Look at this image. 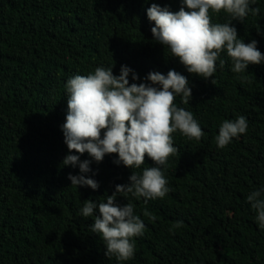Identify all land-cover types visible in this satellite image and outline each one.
Listing matches in <instances>:
<instances>
[{
  "label": "trees",
  "instance_id": "16d2710c",
  "mask_svg": "<svg viewBox=\"0 0 264 264\" xmlns=\"http://www.w3.org/2000/svg\"><path fill=\"white\" fill-rule=\"evenodd\" d=\"M153 2L171 11L181 7V0H0V264H264V229L246 199L264 189V62L234 73L224 52L215 84L188 73L153 40L154 22L146 14ZM252 6L259 15L232 25L264 53V0ZM211 15L213 23L231 19L223 11ZM113 64L118 74L121 65L132 68L136 83L151 71L185 75L192 99L183 104L177 96L176 104L192 112L204 132L199 141L173 133L178 152L160 166L170 189L164 198L146 203L117 196L116 203H132L146 225L144 235L133 238L128 261L105 256L104 241L91 231L95 217L81 209L87 200L106 201L117 184L130 183L133 171L156 165L146 157L132 169L115 164L116 154L105 155L84 174L99 183L93 190L71 185L69 173L79 175V167L62 164L69 154L61 129L64 85ZM241 75L251 83H242ZM241 115L246 133L220 149L221 123ZM80 159L91 158L85 152ZM177 221L183 224L174 228Z\"/></svg>",
  "mask_w": 264,
  "mask_h": 264
},
{
  "label": "clouds",
  "instance_id": "9594fccd",
  "mask_svg": "<svg viewBox=\"0 0 264 264\" xmlns=\"http://www.w3.org/2000/svg\"><path fill=\"white\" fill-rule=\"evenodd\" d=\"M255 3L256 0H181L179 10L171 11L153 2L146 14L154 22L153 40L166 46L188 73L205 80L211 78L215 84L217 61L219 67L225 65L221 58L224 52L232 61L234 73L243 74L250 64L264 62L257 41L245 43L232 25L233 20L244 22L250 13L259 15V7L252 6ZM221 11L231 19L227 23H213L211 14ZM113 67L114 64L109 68L96 67L87 75L70 77L64 85L68 99L61 129L69 154L62 164L79 167V175L69 173L71 185L93 190L99 188V183L84 174L92 171L93 161L101 163L105 155L116 154L115 164L132 169L140 168L146 157L156 165L144 168L141 174L133 171L130 183L117 184L106 201L87 200L81 209L84 217H95L91 231L104 241L105 256L128 261L135 254L133 238L143 236L146 225L134 213L133 204L120 206L116 203L117 196L143 197L146 203L164 198L170 189L160 166L166 167L168 158L178 152L173 133L179 131L189 140L199 141L204 132L193 113L176 104L177 96L183 104H189L192 99L190 81L185 75L174 69L166 75L151 71L144 82L136 83L140 77L132 68L121 65L118 74L113 72ZM241 82L251 83L243 75ZM247 128L248 121L243 115L235 120L225 119L215 138L217 146L224 149L233 138L245 134ZM73 152L80 155L86 152L91 159L81 161L80 155ZM246 199L256 212L259 227L264 229V189L252 191ZM144 215L155 220L147 209ZM182 224L177 221L174 228Z\"/></svg>",
  "mask_w": 264,
  "mask_h": 264
}]
</instances>
